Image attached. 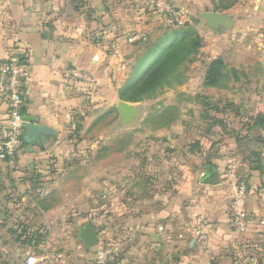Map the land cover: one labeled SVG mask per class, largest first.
Masks as SVG:
<instances>
[{"label":"crops","instance_id":"0c3cea01","mask_svg":"<svg viewBox=\"0 0 264 264\" xmlns=\"http://www.w3.org/2000/svg\"><path fill=\"white\" fill-rule=\"evenodd\" d=\"M150 1L0 0V72L15 53L27 62L24 114L57 131V136L51 137L45 147L30 148L24 142L14 164L0 155V216L4 215L0 228L8 229L10 218L18 217L16 213L27 205L16 204L18 199L50 197L55 184L67 181L75 167L72 159L77 157L84 160L81 167L93 168L88 169L93 171V177L87 173L76 179L78 182L93 180L99 186L109 182L110 230L116 249L113 264H120L118 249L124 244L128 247V254L123 257L127 264H133L139 249L141 256L137 257H141V264H235L241 261L233 253L236 248L257 246L256 240L264 243L261 240H264V169L257 164L245 175L223 176L217 162L218 167L208 165L201 173L199 185L194 166L170 157L179 151L167 148L173 147L167 142L172 141L167 134H176L175 128L153 130L158 137L163 135L161 139L157 137L156 154L152 156L148 146L140 154L134 142L137 128L127 126L135 116L125 122L118 109L122 100L136 108L140 102L120 98V73L122 61L132 60L129 51L135 43L158 35V29L146 30ZM171 1L180 8L196 5L198 0ZM247 1H253L252 6L258 9L255 14H240L239 7L234 6L220 11L233 17V30L225 34L230 29L212 28L217 36L205 39L208 43L214 39L216 42L211 51L217 53H213L209 63L222 57L233 83L242 79V74L252 78L253 84L259 83L262 90L251 97L253 104L261 106L255 115L250 113L249 119L264 113V34L248 26L256 20L264 21V0ZM189 13L185 14V20L192 23V12ZM200 31L204 32L202 27ZM132 36L136 40H131ZM136 61L135 57L133 65ZM76 71L88 73L94 81L76 78ZM106 109L109 114L113 111L120 116V127L116 121L102 126ZM234 116L241 115L234 113ZM7 118L8 103L0 93V125ZM245 127V133H264L262 127ZM103 133L110 139L109 144H103L108 148V164L106 159L102 160V151L106 149L101 144ZM140 156L137 168L135 157ZM209 166L219 172L216 184L203 182ZM241 180L248 184L245 209L255 217L244 233L236 232L230 223V200ZM42 204L33 205L36 210L46 212L48 208ZM200 219L204 222V238L197 233ZM100 228L103 230L105 225ZM122 230L127 236L125 242L118 238ZM242 260L248 257L245 255ZM261 261L264 263V259ZM24 263L27 264L25 260Z\"/></svg>","mask_w":264,"mask_h":264},{"label":"rangeland","instance_id":"374dc122","mask_svg":"<svg viewBox=\"0 0 264 264\" xmlns=\"http://www.w3.org/2000/svg\"><path fill=\"white\" fill-rule=\"evenodd\" d=\"M230 1L198 0L196 5L188 4L186 7H177V10L183 11V14L189 15V11L192 12V23L203 38L202 45L196 53L190 56V59L185 60L180 67L172 72L168 79L169 82L160 87L154 96L145 97L137 103L138 113L133 123L127 124V126L137 128L134 142L138 146L135 150L141 154L143 149L148 146L152 156L156 154V145L159 141L153 130L155 131L159 127L175 128L176 134H167V138L171 136L172 141H166L172 143L173 146L169 145L167 148L172 150L175 148L179 151L175 154L172 153L170 157L173 161V158L176 157L180 162L194 166L198 172L199 185L202 184L201 173L208 165L218 167L217 162L223 169V176L245 175V172L253 171L257 164H260V167L264 169V133L260 131L245 133V126L252 124V121L247 117L250 113L255 115L261 106L257 102L253 104L251 97L253 93H257L261 89L259 83H257L258 85L253 84L254 80L246 74H242V79L233 83L232 77L228 73V76L222 81L225 88L209 87L204 84L209 60L212 59L213 53H217L216 50L211 51L216 44L215 39L212 43H208L205 38L209 35H217L200 18L199 13L207 9L215 10L219 3L227 4ZM151 4L152 0L150 8H152ZM252 4L253 1L236 0L233 6L239 7L240 14H255L258 9L254 8ZM147 17L146 30L156 32L158 29L156 33L159 36L166 26L152 11ZM248 26L264 34V21L256 20L249 23ZM201 27L204 34L200 31ZM231 30L233 29L224 32L228 34ZM129 52H132L130 53L133 55L132 60L128 58V61H122L120 73L122 85L132 69L135 57L138 59L145 52L144 45L135 43V47ZM228 84H230L229 88H227ZM248 98H250V102L246 103ZM107 110L104 111L106 113H103L105 116L102 119V126L113 125L116 121V126L120 127L122 125L120 116H116L113 111L109 114ZM234 113L241 116L235 117ZM162 136H159L158 139H161ZM250 138H255V140L251 141ZM87 139L88 136H86ZM109 140V135L103 133L101 144L103 145L104 142L109 144ZM108 153V148L102 151L104 157L102 160L106 159L107 164ZM85 154L87 157L88 152ZM76 158L72 159L75 167L72 168L67 181L61 185L55 184L56 187L52 189L50 197L44 199V197L30 198L29 196V200L18 199L16 201V204L22 202L27 205L23 206L22 211L16 213H19L18 217L10 218L8 229L0 228V239L4 243L0 244V264H25V258L31 254L38 257V264H99L100 254L98 252L101 249L105 252L101 258L103 260L101 264H113L116 249L113 241L114 234L110 230L109 182H103L101 186L95 184L93 180L78 182L76 179L81 176L89 174L93 177V171H91L93 168L81 167V162L84 160ZM135 159L138 168L141 156L135 157ZM164 185L168 187L167 183ZM104 192H107V195ZM41 200L48 208L46 212L40 211L39 208L36 210L33 205L37 202L41 206ZM3 218L4 215H1L0 225L4 222ZM90 220L99 229L100 241L96 246L88 248L79 238L78 232L79 228ZM102 225H105L103 230L100 228ZM37 227L38 229H36ZM118 238L125 242L127 239L125 230L119 233ZM261 240L264 241L263 238ZM254 243H257V246L245 249L243 247L236 248L233 251L238 260L241 259L235 264H264L261 261L264 259V243L258 240ZM127 251L126 244L119 247L117 256L120 258V264H127L123 258L128 254ZM140 251L139 249V253L135 252L133 264H141V257H137L141 256ZM245 255L248 257L246 261L242 260ZM249 257L255 259L254 263L250 262Z\"/></svg>","mask_w":264,"mask_h":264},{"label":"built area","instance_id":"2783aa9c","mask_svg":"<svg viewBox=\"0 0 264 264\" xmlns=\"http://www.w3.org/2000/svg\"><path fill=\"white\" fill-rule=\"evenodd\" d=\"M151 11L165 26H179L187 23L185 13L177 10L171 0H152ZM131 40H136L132 36ZM29 74V65L19 55L13 54L8 59L5 68L0 72V93L8 103L7 121L0 125V155L9 163L14 164L19 152L23 148V127L24 121V87ZM76 78L93 82V78L84 71H76ZM248 197V184L241 180L235 187L234 194L230 200V223L232 228L238 233H244L249 225L255 221V217L245 209ZM204 222L200 219L197 222V233L200 238L205 237L203 231ZM99 264L104 255L103 249L99 250ZM27 264H38L39 260L35 254L25 258Z\"/></svg>","mask_w":264,"mask_h":264},{"label":"trees","instance_id":"16d2710c","mask_svg":"<svg viewBox=\"0 0 264 264\" xmlns=\"http://www.w3.org/2000/svg\"><path fill=\"white\" fill-rule=\"evenodd\" d=\"M223 0H220L222 2ZM219 3L217 11L228 9L235 4ZM203 38L194 23L187 22L179 26H166L164 31L155 39H147L142 44L145 52L137 59L129 72L124 84L119 89L121 99L141 101L145 97H152L157 90L169 82V76L185 60L197 52L202 45ZM141 43V42H140ZM222 57L213 59L207 66L204 84L206 86H222V81L228 76ZM250 128H264V113L249 118ZM215 168L214 166H212Z\"/></svg>","mask_w":264,"mask_h":264},{"label":"water","instance_id":"95a60500","mask_svg":"<svg viewBox=\"0 0 264 264\" xmlns=\"http://www.w3.org/2000/svg\"><path fill=\"white\" fill-rule=\"evenodd\" d=\"M211 28L223 31L233 28L235 20L229 14L217 10H205L199 13ZM118 109L125 122L132 121L137 114V108L133 103L120 101ZM23 140L31 148L32 146L45 147L47 142L57 136V131L45 124L40 123L30 114H24ZM219 181V172L212 166H209L203 177V182L207 184H216ZM79 238L86 244L88 248L99 244V230L95 223L90 220L79 228Z\"/></svg>","mask_w":264,"mask_h":264}]
</instances>
